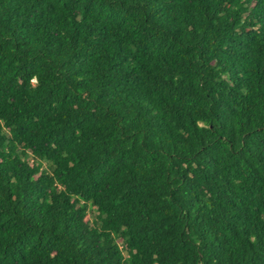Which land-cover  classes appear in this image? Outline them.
Returning a JSON list of instances; mask_svg holds the SVG:
<instances>
[{
  "label": "trees",
  "instance_id": "16d2710c",
  "mask_svg": "<svg viewBox=\"0 0 264 264\" xmlns=\"http://www.w3.org/2000/svg\"><path fill=\"white\" fill-rule=\"evenodd\" d=\"M0 264H264V0H0Z\"/></svg>",
  "mask_w": 264,
  "mask_h": 264
},
{
  "label": "rangeland",
  "instance_id": "374dc122",
  "mask_svg": "<svg viewBox=\"0 0 264 264\" xmlns=\"http://www.w3.org/2000/svg\"><path fill=\"white\" fill-rule=\"evenodd\" d=\"M43 165H44L45 167H47V166H48V162L43 161ZM89 213H90L91 218H94L95 215H96V210L90 206V207H89Z\"/></svg>",
  "mask_w": 264,
  "mask_h": 264
}]
</instances>
